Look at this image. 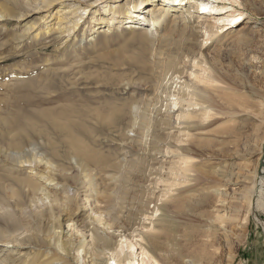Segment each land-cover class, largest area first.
Masks as SVG:
<instances>
[{"label":"rangeland","instance_id":"rangeland-1","mask_svg":"<svg viewBox=\"0 0 264 264\" xmlns=\"http://www.w3.org/2000/svg\"><path fill=\"white\" fill-rule=\"evenodd\" d=\"M26 1L33 0H0V12L7 11L12 16L0 20V204L7 203L16 210V216L25 222L32 237L50 235L48 226L51 219L48 216L45 219L40 217L41 222L36 218L45 206L30 203V197L20 182L25 181L27 173L20 171L6 159V148L13 138L27 141L37 136V131H43L52 139L57 153H62L66 147L52 132L54 123L58 127H65L71 136L81 142L85 152L95 158L89 163L96 169L94 173L100 182V190L105 195L102 206L106 203L111 208L110 203L113 204L111 215L117 211L123 201L121 197L124 196L131 202L135 199L137 213L145 209L147 213L144 215L150 216V212L156 208L157 195L161 193L156 174L162 170V163L172 160V153L169 152L170 149H165L167 140L160 142L152 151L155 152L151 156L155 158H151L150 163H145V156L140 153L142 148L138 144L135 146L133 139L137 130L141 127V131L146 125L157 132L156 114L150 112L149 98L152 97V85L160 80L163 66L168 62L183 64L179 66L184 71L182 78L177 79L178 84L173 85L176 91L182 82L195 81L194 76L189 73L198 68L193 67L183 55L184 40L168 33L170 16L167 15L166 24L161 28H153V34L148 33L147 41H142L141 36L151 25L135 21L123 22L125 14L113 29L105 31V27H101L91 42L86 43L82 34L88 30L89 18L99 6L93 7L89 15H84L75 34L67 39L66 36L59 38L58 34L50 33L46 26L56 21L54 15L57 8L71 4L72 0H58L47 11L31 13H26L24 5L22 6ZM194 1L177 0L173 10H182L181 8L184 9ZM148 2L150 4H145ZM158 2L161 1L141 0L132 11L137 13L139 7L145 5V11L150 12ZM243 2L247 4L240 9L243 15L264 24V0ZM217 4L223 5L221 2ZM249 5L253 8H247ZM97 13L101 14L102 10ZM45 14L47 18L42 19L36 29L39 30V36L35 37L34 31L24 34L22 38L18 37L26 22L33 20L39 23L41 16ZM211 14L215 15L217 12L211 11ZM83 46L87 47L85 51L80 49ZM225 47L221 49L216 45L204 49L208 53L207 66L210 72L214 76L219 75L223 83L222 89L218 91L208 90L211 100L205 104H210L211 109L204 119L200 116V109H195L196 113L199 112L198 117L195 116V122L200 118L192 131L191 155L201 168L206 162L209 164L221 159L233 164L231 171L234 175L246 174L258 169V155L263 146L264 35L261 32L252 33L249 46L232 43ZM175 98L172 96L168 101ZM180 107L181 105L175 107L173 114ZM247 112L251 117H245ZM242 118L245 119L244 128L238 123ZM4 119L8 120L7 123H20L21 127L5 126L2 124ZM133 120H136L135 127L129 130ZM168 129L165 131L168 134L176 132L175 128ZM127 159L129 163L134 161L133 168L129 171L128 167L121 168L125 163L123 160ZM52 161L58 169L69 167L61 157L55 156ZM104 162L120 164L119 167H112L115 180L108 182L104 179V174L99 173L97 167ZM153 173L155 174L151 176ZM125 178L132 183L136 182L135 188L138 189L125 190ZM130 182H127L126 187L132 185ZM211 182L224 184L226 181L212 179ZM138 183L140 187L137 186ZM122 187L127 194L122 192ZM252 190L253 199L247 214L245 236L241 238L239 234L231 246H222L218 240L219 247L213 255L214 264H264V173H257ZM143 196L145 204L138 202ZM59 203L60 201L54 204L56 212ZM61 207L59 208L63 209ZM68 212L63 210L61 215L63 225L62 229H58L60 238L66 240L74 230L79 229L78 233L85 234L86 241H89L90 235L77 223L79 221L71 227L67 224L66 217L68 219L71 213ZM67 214L69 215L66 216ZM158 214L159 212L152 217L145 216L147 219H144L143 224L148 225ZM235 214H239L233 220L235 223L239 221L241 214L245 218L243 206ZM108 217L109 214H105V218ZM0 229L7 230L5 222L0 221ZM138 229L148 230L141 226ZM135 239H138L137 236Z\"/></svg>","mask_w":264,"mask_h":264},{"label":"bare ground","instance_id":"bare-ground-1","mask_svg":"<svg viewBox=\"0 0 264 264\" xmlns=\"http://www.w3.org/2000/svg\"><path fill=\"white\" fill-rule=\"evenodd\" d=\"M57 1H26L22 6L24 5L26 13L47 11ZM140 1L72 0L71 4L56 9V21L46 27L50 33L58 34L59 38L66 36L67 39L79 29L84 15H89L93 7L99 6L93 10L87 25L89 28L82 34L86 43L91 42L101 27L104 26L105 31L113 29L125 14L123 22L135 21L151 25L141 36L142 41H147L148 33L152 35V30L163 27L166 24L165 17L170 16L168 33L178 35L184 40L183 55L198 69L189 73L194 76L195 81L182 82L176 91L173 85L178 84L179 78H182L184 71L179 66L183 64L168 62L163 66L166 68H162L157 84L152 85V97L149 98L150 112L156 114L157 132L146 125L141 131V127L137 130L133 139L135 146L138 144L142 148L138 152L145 156V163H150V159L155 158L152 157L155 151H152L157 144L168 141L165 149H170L172 160L167 163L162 160V170L156 171V180L159 181L157 184L160 183L158 188L161 190L156 198V208L150 212V216L144 215L147 213L145 209L137 213L135 199L131 202L122 196L123 201H118V209L111 215L113 204L110 203V208L105 203L103 208L105 195L100 190L95 168L89 163L95 158L85 152V147L65 127L52 123V132L66 147L62 153H57L52 139L43 131H37V136L27 141L13 138L6 148V159L20 171L27 173L25 181L20 182L30 197V203L45 206L36 218L41 222L45 216L51 219L48 226L50 235L32 237L25 222L16 216V210L7 203L0 204V221L5 222L7 228L4 231L0 229V264H214L213 255L218 250V240L222 246H231L239 234L241 238L245 236L255 178L258 172L264 173V153L260 151L258 155V169L246 174L234 175L231 171L233 164L221 159L209 164L206 162L201 168L191 155L192 131L200 118H196L195 122V116L199 115L195 109H200V116L204 119L211 109L210 104H205L211 100L208 90L218 91L222 89L223 83L219 75L214 76L210 72L207 66L208 53L204 49L216 45L222 49L232 43L249 46L252 33L261 32L264 35V24L243 15L240 9L247 5L244 0H195L184 9L176 11L173 7L177 0H159L161 2L154 4L150 12L145 11V5H141L139 12L134 13L132 8ZM219 2L223 5L217 4ZM251 7L249 5L247 8ZM98 10H102V13L96 14ZM207 11L209 12L206 13ZM211 11L217 14L212 15ZM11 17L7 11L0 12V20ZM44 18H47L46 14L41 16L39 23L33 20L26 22L18 37L22 38L24 34L36 31ZM34 35L39 36V30ZM80 49L85 51L87 47ZM172 96L176 100L168 101ZM178 105H181L179 111L173 114ZM248 116L251 117V114L248 113L245 117ZM7 122L4 119L2 124L21 127L20 123ZM135 123L136 120L130 123L129 130H133ZM238 123L240 127L246 126L243 118ZM168 128H175L176 132L171 131L173 134H168L165 132ZM55 156L63 158L69 167L58 169L52 161ZM123 161L125 163L121 168L128 167L127 171L133 168L134 161ZM119 165L104 162L97 169L110 182L116 178L112 175V167ZM212 179L226 182L212 184ZM124 181L126 184L130 182L128 178ZM135 183L128 184V187L124 184L123 187L125 190L134 189ZM139 185L138 183L137 186ZM124 188L122 192H125ZM71 189L74 191L70 192ZM143 198L144 196L140 197L138 202L145 204ZM59 201L63 209L59 206L56 212L54 204ZM241 206L245 218L241 214L239 221L235 223L234 218L239 216H236L235 211H241ZM63 210L71 212L68 219L66 217L67 224L71 227L79 221L77 223L89 233V241H86L85 234L78 233L79 229L74 230L66 240L60 238L58 229H62ZM157 212L159 214L156 219L150 220L148 225L143 224L144 219H147L145 216L152 217ZM105 214H109V217L105 218ZM138 226L148 230L142 231ZM235 232L238 233L235 235ZM136 236L138 239L134 240Z\"/></svg>","mask_w":264,"mask_h":264},{"label":"water","instance_id":"water-1","mask_svg":"<svg viewBox=\"0 0 264 264\" xmlns=\"http://www.w3.org/2000/svg\"><path fill=\"white\" fill-rule=\"evenodd\" d=\"M262 152L264 153V144H263V146H262Z\"/></svg>","mask_w":264,"mask_h":264}]
</instances>
